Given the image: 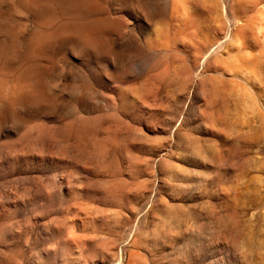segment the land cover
Segmentation results:
<instances>
[{
  "label": "rangeland",
  "instance_id": "1",
  "mask_svg": "<svg viewBox=\"0 0 264 264\" xmlns=\"http://www.w3.org/2000/svg\"><path fill=\"white\" fill-rule=\"evenodd\" d=\"M0 264H264V0H0Z\"/></svg>",
  "mask_w": 264,
  "mask_h": 264
},
{
  "label": "bare ground",
  "instance_id": "2",
  "mask_svg": "<svg viewBox=\"0 0 264 264\" xmlns=\"http://www.w3.org/2000/svg\"><path fill=\"white\" fill-rule=\"evenodd\" d=\"M77 7V6H76ZM238 10V9H237ZM102 146V145H101ZM101 148V147H100Z\"/></svg>",
  "mask_w": 264,
  "mask_h": 264
}]
</instances>
